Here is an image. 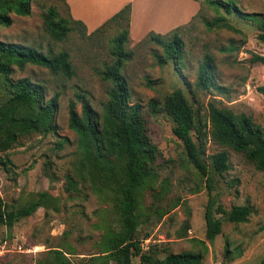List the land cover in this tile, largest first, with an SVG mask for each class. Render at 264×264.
Here are the masks:
<instances>
[{"label": "rangeland", "instance_id": "obj_1", "mask_svg": "<svg viewBox=\"0 0 264 264\" xmlns=\"http://www.w3.org/2000/svg\"><path fill=\"white\" fill-rule=\"evenodd\" d=\"M234 1L242 11L254 13L255 19L244 20L198 0V16L180 30L185 46L178 71L171 60L157 64L155 54L162 53V48L146 36L139 41L128 37L123 45L132 53L121 68L129 101L142 106L148 136L156 147L153 176L139 190L144 214L138 236L148 235L143 249L154 246L159 258L168 252L192 251L202 253L201 264H261L264 257V171L244 152L210 135L209 103L249 115L264 127V95L257 90L264 85V65L250 61L253 54L264 55V43L257 38L264 32V0ZM30 2L29 15L11 13L12 23L0 26V40L34 47L44 54L64 50L74 74L66 77L35 64L14 67L10 74L13 80L28 77L43 85L46 100L57 95L58 108L55 130L20 135L7 150H0V197L10 208L37 200L39 193L46 192L30 216L10 229L0 226V264H59L56 250L71 264H106L101 256L102 242L110 229L118 227V216L109 189L101 179L93 183L80 164L77 135L68 126V104L74 101L80 111L75 97L79 93L101 112L111 85L100 72L114 61V38L127 28V22L122 20L91 35L92 31L70 23L66 37L55 40L46 29L44 15L54 7L59 16L67 18L66 1ZM92 2L87 1L86 10L91 11ZM218 15L232 28L209 30L205 23ZM205 53L213 57L221 89L196 87L198 66ZM175 89L183 92L192 108L195 129L191 135L198 142L200 133L202 158L208 167L214 153L223 150L228 154L229 169L209 174L212 194L226 209L243 204L252 209L245 222L223 220L221 233L212 242L205 238L206 177L189 162L182 141L172 133L174 122L161 109L166 95ZM5 98L6 92L0 88V104ZM150 99L158 102L155 113L149 108ZM155 207L159 213L153 212ZM140 262L138 256L132 258V264Z\"/></svg>", "mask_w": 264, "mask_h": 264}, {"label": "trees", "instance_id": "obj_2", "mask_svg": "<svg viewBox=\"0 0 264 264\" xmlns=\"http://www.w3.org/2000/svg\"><path fill=\"white\" fill-rule=\"evenodd\" d=\"M206 2L217 11L223 10L226 14H234L244 20L255 19L254 13L242 11L234 0ZM30 9V0H0V26H9L12 23L11 13L25 16L30 14ZM199 12L200 9L189 24H192ZM130 13L131 4L127 3L88 34L91 35L112 24H119L122 20L127 22V28L114 38V61L100 72L102 79L111 85L101 112L96 111L85 95L79 93L75 97L80 103V111H77L74 101L68 104V126L77 135L82 155L80 164L93 183L96 179H101L102 185L109 189L118 216V227L110 229L104 236V250L101 256L106 264L109 261L114 264H132L134 256L140 258V264H201L203 255L200 252H168L159 258L154 246L143 249L142 242L148 235L138 236L140 218L144 214L140 209L139 190L146 180L153 176L152 164L156 147L148 136L142 106L129 101L127 80L121 72L123 61L132 55L123 47L129 37ZM70 23L81 26L85 32L87 30L82 21L74 20L70 15L67 18L61 17L54 7H49L44 15L46 29L55 40H63L66 37L71 30ZM205 25L209 30L232 28L222 15L216 16ZM182 28L184 25L164 34L153 31L147 33L146 38L162 48V53L155 54L159 66L171 60L175 69L180 70L179 61L185 46L180 35ZM257 38L264 43V32L259 33ZM250 61L264 65V55L253 54ZM27 64L39 65L66 77L74 74L69 54L64 50L55 54H44L34 47L0 40V88L6 92V98L0 104L2 151L7 150L20 135L31 132L48 133L56 129L57 95L46 100L43 85L31 81L28 77L16 80L10 78L14 67L23 69ZM196 87L205 90L222 88L216 83V66L209 53L202 56L198 66ZM257 90L264 95V85L258 86ZM148 105L152 113L159 108L155 99H150ZM161 109L174 122L172 133L182 141L189 162L206 177L208 199L204 210L205 238L212 242L221 233L223 220L232 223L245 222L252 209L248 204L234 205L226 209L212 194L213 184L209 174L223 173L229 169L228 154L223 150L214 153L210 156V168L208 167L202 158L204 149L200 133L197 135L198 142L191 135L195 129V118L183 92L175 89L166 95ZM209 116L211 137L236 151L244 152L258 169L264 171V127L249 115L235 114L230 109L218 107L214 103H209ZM206 136L204 133L203 138ZM2 163L8 169L7 162ZM45 194L43 191L39 193L37 200L17 208H10L0 197V226L10 229L19 220L30 216L41 205ZM153 212L159 213V207H155ZM56 252L59 254V264H71L61 251ZM261 264H264V257Z\"/></svg>", "mask_w": 264, "mask_h": 264}, {"label": "crops", "instance_id": "obj_3", "mask_svg": "<svg viewBox=\"0 0 264 264\" xmlns=\"http://www.w3.org/2000/svg\"><path fill=\"white\" fill-rule=\"evenodd\" d=\"M65 1L68 15L82 21L90 32L130 3L128 30L133 41L143 39L150 31L164 34L186 25L200 9L197 0H92L91 11L85 9V4L91 0Z\"/></svg>", "mask_w": 264, "mask_h": 264}]
</instances>
